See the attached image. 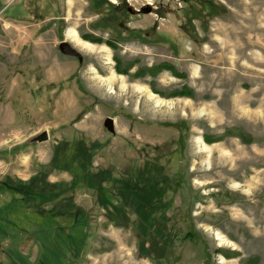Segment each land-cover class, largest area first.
Listing matches in <instances>:
<instances>
[{
  "label": "rangeland",
  "instance_id": "rangeland-1",
  "mask_svg": "<svg viewBox=\"0 0 264 264\" xmlns=\"http://www.w3.org/2000/svg\"><path fill=\"white\" fill-rule=\"evenodd\" d=\"M222 259L264 264V0H0V264Z\"/></svg>",
  "mask_w": 264,
  "mask_h": 264
},
{
  "label": "bare ground",
  "instance_id": "bare-ground-1",
  "mask_svg": "<svg viewBox=\"0 0 264 264\" xmlns=\"http://www.w3.org/2000/svg\"><path fill=\"white\" fill-rule=\"evenodd\" d=\"M68 38H69L72 42H74V43H80V40H79V38H78V35H77V33H76L75 31H69V32H68ZM85 46L91 48V49L93 50V52L98 53V55H99L100 57H101V56H103V57L105 56V57H106L105 60L107 61V65L112 64L111 61H110V56H109V53H110V52H109L108 49H106V48H100V47L97 48V47L92 46V45H90V44H86ZM97 79H99V77H97ZM121 79H122V78L116 76L115 73L111 70L110 77H108L107 79H105V78H101V79H99V80H100V82H101L102 84L108 86L110 90H113V87H114V86L117 84V82L120 81ZM122 82H123V81H122ZM141 91H142V90H141ZM143 91H144V90H143ZM143 94H144V93H143ZM147 94H148V93H147ZM147 96H148V98H149L150 100H155L154 98L157 99V97H156L154 94L150 93V92H149V94H148ZM156 104L159 106V105H160V101H159V100H156ZM195 142H196V144L200 147V149H202L203 151L205 150L206 152H209V149L206 147V145H204L203 141H202L200 138H199V139H196ZM198 146H197V147H198ZM214 236H215L216 240L220 242V245H222L223 242H224L223 237H222L219 233L214 234ZM224 263H225V261L222 259V264H224Z\"/></svg>",
  "mask_w": 264,
  "mask_h": 264
},
{
  "label": "water",
  "instance_id": "water-1",
  "mask_svg": "<svg viewBox=\"0 0 264 264\" xmlns=\"http://www.w3.org/2000/svg\"><path fill=\"white\" fill-rule=\"evenodd\" d=\"M60 52L68 57L76 58L79 61L80 66L84 65L83 55L68 41H63L59 45ZM105 126L110 132H115V120L113 118H108L105 121ZM48 140L47 132H44L39 136V141L44 142Z\"/></svg>",
  "mask_w": 264,
  "mask_h": 264
},
{
  "label": "trees",
  "instance_id": "trees-1",
  "mask_svg": "<svg viewBox=\"0 0 264 264\" xmlns=\"http://www.w3.org/2000/svg\"><path fill=\"white\" fill-rule=\"evenodd\" d=\"M175 127H179V125H174ZM189 236L191 237L190 238V241H194V235L191 233V234H189Z\"/></svg>",
  "mask_w": 264,
  "mask_h": 264
}]
</instances>
